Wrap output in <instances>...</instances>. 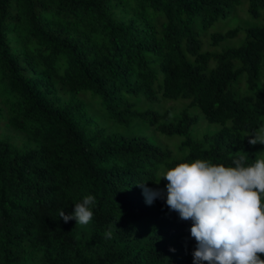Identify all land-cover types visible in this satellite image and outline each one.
<instances>
[{
    "label": "trees",
    "instance_id": "1",
    "mask_svg": "<svg viewBox=\"0 0 264 264\" xmlns=\"http://www.w3.org/2000/svg\"><path fill=\"white\" fill-rule=\"evenodd\" d=\"M238 10L245 25L205 41ZM263 73L264 0H0V121L24 140L0 138V264H193L191 222L144 205L138 183L254 163ZM88 195L87 225L59 217Z\"/></svg>",
    "mask_w": 264,
    "mask_h": 264
},
{
    "label": "clouds",
    "instance_id": "2",
    "mask_svg": "<svg viewBox=\"0 0 264 264\" xmlns=\"http://www.w3.org/2000/svg\"><path fill=\"white\" fill-rule=\"evenodd\" d=\"M250 135L253 138L249 144H264V124ZM237 153L234 167L206 160L161 167L160 179L155 182L168 181L165 189L138 183L143 189L140 199L144 205L150 206L156 199L162 211L167 210L166 204L180 220L191 222L189 231L196 241L193 264H264V151L257 153L252 164L247 163V153ZM94 202V196H85L75 203L71 215L62 210L59 217L64 222L75 219L77 225H87L94 216ZM124 208L134 207L126 203Z\"/></svg>",
    "mask_w": 264,
    "mask_h": 264
},
{
    "label": "rangeland",
    "instance_id": "3",
    "mask_svg": "<svg viewBox=\"0 0 264 264\" xmlns=\"http://www.w3.org/2000/svg\"><path fill=\"white\" fill-rule=\"evenodd\" d=\"M249 20L248 14L242 10H238L235 14V20H233L232 22H227V23H217L213 28H210V32L209 35H207L204 39L205 41H209V36L216 31L219 32H226L227 30L234 28L236 26L237 23H241L243 25H245V23ZM239 41V42H237ZM228 43V45L230 46H239L240 45V40H233L232 42H225ZM248 75L245 74L237 83V85L235 86L234 90L236 92V94L241 97V95H245L247 93H250L252 91V89H255V87H253L252 89H244L245 88V82H241L242 83V89L240 87H238L240 81L243 78H247ZM261 89H260V86ZM238 87V88H237ZM244 89V90H243ZM259 90H264V73L260 76L259 81H258V86L256 87V91ZM173 104V108L175 107L178 110L181 109L182 105L185 106L186 103H166L165 105H167V108H171L169 106H171ZM0 107H1V97H0ZM176 112V111H175ZM206 123L202 122L200 123L197 128H196V133L195 135L197 137H201L202 134L205 132V128H206ZM15 133L14 131L8 126V122L6 121H0V138L1 139H5V140H10L11 142H13L14 144H22V142H24L23 140V136L20 137H16L14 136ZM156 140L160 143L165 145L166 147H170V148H174L175 147V143H179L178 139H170V138H166L164 136H160L159 134L155 135ZM257 147V153L264 151V144H256Z\"/></svg>",
    "mask_w": 264,
    "mask_h": 264
}]
</instances>
